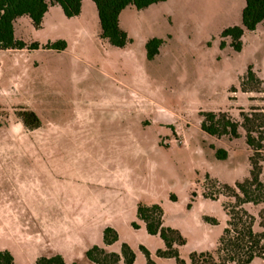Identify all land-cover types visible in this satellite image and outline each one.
Segmentation results:
<instances>
[{
    "label": "rangeland",
    "instance_id": "374dc122",
    "mask_svg": "<svg viewBox=\"0 0 264 264\" xmlns=\"http://www.w3.org/2000/svg\"><path fill=\"white\" fill-rule=\"evenodd\" d=\"M245 6L174 4L189 11V25L145 27L148 36L165 38L154 60L142 58L138 44L111 46L95 11L81 22L55 6L40 28L17 20L15 38L39 50L0 53V252L17 264L56 253L67 264H91L86 253L105 248L111 228L118 234L111 253L128 245L134 264H147L141 248L157 264H177L158 257L165 244L148 234L139 205L162 208L164 227L185 240V264L217 250L229 200L206 195L249 178L252 153L243 131L233 140L203 132L201 114L240 120V109H264V84L259 93L241 89L249 68L264 81V26L242 39L240 52L222 38L241 26ZM134 22H142L136 12ZM59 42L65 50L48 49ZM23 111L37 114L39 129L24 127Z\"/></svg>",
    "mask_w": 264,
    "mask_h": 264
},
{
    "label": "trees",
    "instance_id": "16d2710c",
    "mask_svg": "<svg viewBox=\"0 0 264 264\" xmlns=\"http://www.w3.org/2000/svg\"><path fill=\"white\" fill-rule=\"evenodd\" d=\"M97 7L102 38L108 40L111 46L123 49L129 44L128 35L119 26L121 13L135 7L138 11L145 10L155 4L167 0H92ZM83 0H0V50H39L38 44L27 45L15 38V23L18 19L28 17L36 28H40L45 15L54 6H60L68 19L80 16ZM264 24V0H246L242 14L241 26H234L222 33L223 40H230L231 47L240 52L243 47L244 33L254 32ZM163 41L152 39L146 45L147 58L154 60L160 52ZM226 42H222V47ZM63 51L64 42L48 47ZM264 81L252 68H249L241 80L242 92L259 93ZM236 93L233 89L231 93ZM240 120H235L228 112L202 113L201 129L215 138L240 139L241 131L245 133L246 145L251 151L250 176L235 187H223L213 190L206 196L216 199L223 195L229 200L225 210L228 216V226L219 241L214 253L194 254L190 264H252L255 259L264 260V109L253 107L246 111L240 109ZM24 127L29 131L40 128L41 123L33 111H23L18 115ZM220 160L227 158L225 151H219ZM138 218L145 224L151 236H160L165 244V250L158 252L162 259H174L177 264H185L180 259L179 250L185 245L181 234L171 228L164 227V212L159 205H139ZM118 241L115 230L104 231L105 248L94 247L86 253L91 264H134L135 254L128 245L122 246V254L111 253L108 248ZM141 250L146 255L147 264H157L151 259L145 248ZM0 264H17L8 251L0 252ZM34 264H67L60 254L40 257ZM76 264V263H73Z\"/></svg>",
    "mask_w": 264,
    "mask_h": 264
},
{
    "label": "crops",
    "instance_id": "0c3cea01",
    "mask_svg": "<svg viewBox=\"0 0 264 264\" xmlns=\"http://www.w3.org/2000/svg\"><path fill=\"white\" fill-rule=\"evenodd\" d=\"M183 1H186V0H167L159 4H155L142 11H138L135 7H129L121 13L119 17V26L121 30L124 31L128 35V38L130 40L129 45L138 44L139 53L141 54L142 58L143 57L147 58L146 45L150 40L156 38V39L163 40L165 42V38H163V36H148L147 34L148 32H145V27L147 29L153 30L158 27L157 25L160 26V24H163L165 26H169L170 30H176V26L180 25L182 27L181 30L185 31V29L187 28L190 22V13L188 10L184 8L179 9V8L174 7V4L176 5L178 3L179 5H181ZM91 4H94L92 3L91 0H83L80 16L76 18H72V19L83 22L85 17H87L86 15L87 11L88 12L90 11L91 14L94 13L95 11L97 14L96 16L99 19L97 7H94L96 5L95 4L91 5ZM135 12L138 16V20L140 19L142 21L141 23L134 22ZM47 14L44 17L43 22L45 21ZM143 19H144V25H143ZM261 26H264V24L259 25L256 31L254 32L246 31L244 33L243 39L246 38L249 34H254L255 32H257ZM163 48L164 46L162 45L159 55L155 59L161 57ZM12 52H15V51L14 50H9V51L0 50V53H12ZM56 254H59V253H56Z\"/></svg>",
    "mask_w": 264,
    "mask_h": 264
}]
</instances>
